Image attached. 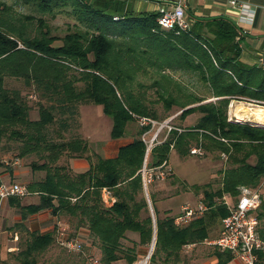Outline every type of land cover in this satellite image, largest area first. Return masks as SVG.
I'll return each mask as SVG.
<instances>
[{"label": "trees", "instance_id": "trees-1", "mask_svg": "<svg viewBox=\"0 0 264 264\" xmlns=\"http://www.w3.org/2000/svg\"><path fill=\"white\" fill-rule=\"evenodd\" d=\"M15 1L43 14L64 12L75 23L62 36L53 35L42 18L16 15L0 1V167L6 166L1 157L4 138L19 142L20 158L37 155L28 167L33 173H43L26 184L30 195L37 194L36 203L23 204V197L18 196L7 198L21 218L10 227L19 234L21 244L8 256L18 264H39L56 243L58 227L39 233L29 230L25 221L48 210L70 219L75 232L88 231L91 245L99 250L98 264H133L153 235L149 264H182L184 247L205 244V239L219 235L221 220L228 214L222 197L235 199L240 186L255 185L264 175V126L228 119L231 100L243 97L264 103V66L239 60L238 28L222 16L196 18L187 30L178 31L161 28L156 11H132L127 0ZM24 20L36 21L37 30L29 31ZM177 71L194 74L214 100L203 102L197 95L182 94L181 86L171 78ZM7 78L22 80L37 94L38 119L29 117L33 106L27 93L7 87ZM145 78L152 83H144ZM152 89L155 99L148 96ZM88 103L100 106L111 118V140L131 138L113 157L96 155L92 161L83 157L89 150L84 138L63 136L77 121L78 106ZM157 103L165 111L179 108L175 118L181 123L172 125L166 137L153 144L147 167L168 164L172 150L180 157L191 156L193 147L215 157L226 156L218 188L210 183L182 185L207 206L184 226L175 225L174 216L167 212L161 216L155 194L149 193L152 218L144 194L141 169L146 143L142 135L151 125H139L138 118L157 121L153 107ZM196 112L194 124L182 123ZM132 123H137L134 132L128 128ZM57 124L54 140L50 127ZM64 155L85 158L88 167L72 172L59 163ZM103 188L115 198L109 206L101 199ZM257 218L259 236L264 239V203ZM215 229L218 234L212 236ZM208 246L215 264H228L234 258L230 251ZM256 264H264L262 252Z\"/></svg>", "mask_w": 264, "mask_h": 264}, {"label": "rangeland", "instance_id": "rangeland-1", "mask_svg": "<svg viewBox=\"0 0 264 264\" xmlns=\"http://www.w3.org/2000/svg\"><path fill=\"white\" fill-rule=\"evenodd\" d=\"M0 1L10 5L16 15H32L35 19L42 18L50 28L53 35L62 36L68 31V26H72V24L75 23V19L64 12H60L55 16H52L48 13L43 14L35 7L16 2L15 0ZM129 5L130 3L127 1V6ZM24 22H26L28 30L33 31L32 33L37 30L38 23L36 21L28 23V21L24 20ZM57 43L58 42H56V44ZM171 78L172 81L177 82L181 86L182 94L197 95L198 97L205 99L204 101L213 99L212 97H209L210 94L208 88L202 84L194 74L184 71H177L172 74ZM143 81L146 84L152 83V79L149 78H145ZM6 86L9 88L19 89L23 93H27L28 101L33 106V109L29 113V117L32 120L38 119V112L34 104L35 100H37V94L33 91V89H31V87H26L22 80L14 78H7ZM31 95L34 96L32 97ZM148 96L151 99H155L156 92L152 89L148 92ZM194 105L197 104H193V106ZM241 106H244L246 109L248 107H255L248 105V103H246L244 100H231L228 105V117H231L232 114L236 116V109L240 108ZM153 107L155 108L159 119L156 121V124L150 129V131L144 135V139L146 140L147 144H149V141L156 134V139L160 142L166 137V124L172 126L179 125L181 123L180 120L175 118L181 112L179 108L173 107L170 111H165L161 103L154 104ZM256 107L264 108V105H259ZM248 111L250 112V110ZM198 116L199 114L197 112L193 113L182 123L185 125H192L196 122ZM232 119L235 120L234 117H232ZM246 119L247 117L239 120L245 121ZM74 124H78V129H75L77 127H75ZM111 124V118L105 115L103 112H100L98 105L93 103L81 104L78 106L77 121L71 124V129L63 134V136L64 138H71L75 136L84 138L88 142L89 150L83 155V157L87 156L92 161H95L96 155L104 156V153L102 152L104 149H106L108 154H112L115 150V146H113V142H111L112 140L110 138ZM136 125L137 123L128 125V128H130L131 132H134ZM57 126L58 124L50 127L49 134L54 140L57 139V136L53 133V130H55ZM18 143L19 142L17 141H7L4 138L1 141V146H6L1 151L2 160L6 165L4 167H20L22 169L24 168L30 170L28 164L32 160L38 159V156L31 154L25 156L24 158H20L18 156ZM150 150L151 149H149L147 153L145 152L144 159H147V163L150 162L151 159ZM71 159L85 158H71L67 155H64L60 158L59 163L67 165L72 172L80 171L77 167L71 165ZM15 160L18 161V164L16 165L13 164ZM226 166V158H222L221 155L215 157L212 154L204 153L202 156L191 155L187 157H180L175 151L172 150L168 157V168H170L169 174L164 179H156L146 185L147 197L150 201L149 193L155 194L156 205L161 216H164L166 212L168 215L175 216L180 212L181 205L184 203H191L194 205L199 199V196L193 194V192L184 190L182 185L190 186L193 184L202 185L205 183H210V187L216 189L221 184L222 172ZM33 175L35 177H40L43 175V173L34 172ZM20 180H23V178ZM31 196L32 195L23 197V200L32 201ZM229 201L232 202V199H229ZM4 209L6 210L4 211ZM17 213V210L13 209L8 214L6 206L5 208H0V234L4 235L5 239H9L10 236L8 233L4 232L7 230V221L3 219H8L11 223L13 217L17 215ZM58 218V225L66 226L67 236L70 238L79 239L82 243V249L80 251L69 250L61 245L59 243V239H57L56 243L43 255L39 264H91L88 257L98 258L99 250L97 247L91 245L90 239L88 237V231L86 229H79L75 232L70 219L64 216ZM217 234V229L211 233L212 236H216ZM1 235L0 242H2ZM210 239L212 238L205 239L204 242ZM20 240L21 239H18L17 247H19V244H21ZM149 248L150 245L140 248L138 258L133 264H137L140 260H143L148 255ZM9 253L10 252H7L6 248L1 249L0 247V264H2L1 261H4L3 264H18L14 261V259L8 256ZM182 256L184 259L182 264H214V261L212 260L213 256L210 253V246L207 244L201 243L196 246H186L182 251ZM119 264H124V262H119ZM146 264H149V259L147 260Z\"/></svg>", "mask_w": 264, "mask_h": 264}, {"label": "built area", "instance_id": "built-area-1", "mask_svg": "<svg viewBox=\"0 0 264 264\" xmlns=\"http://www.w3.org/2000/svg\"><path fill=\"white\" fill-rule=\"evenodd\" d=\"M193 0H166L163 5H159L156 12L158 16L156 18L159 26L166 30H178L185 31L189 28L190 22L187 19V9L189 4ZM228 4L234 7L238 12L237 24L246 26L252 25L256 15V9L236 0H228ZM244 30L238 28L239 35H242ZM260 65L264 66L262 60L259 61ZM246 103L252 106L264 105L263 102L252 100L249 98H240ZM239 120L233 114L228 117L229 120ZM241 121V120H239ZM257 120L246 119L245 122H249L253 125H263ZM139 125L150 124L151 128L156 124V121L141 117L138 118ZM167 132L171 130L172 126L165 125ZM162 127V126H161ZM150 128V129H151ZM150 131V130H149ZM148 132V131H147ZM145 132L142 135V139L147 145V152L153 144L158 143L156 136L147 144L144 139ZM192 155L202 156L204 151L200 147H193L190 150ZM222 158H226L225 154H221ZM7 164V163H6ZM13 164H18L15 160ZM170 172L168 164L164 161L161 165L156 167H147V159H144V163L141 169L143 186L146 187L148 183L153 182L156 179H164ZM30 192L25 184L16 181L5 182L0 178V203L10 196L27 197ZM101 199L105 205H111L113 203V197L109 190L103 188L101 190ZM229 195H224L221 199V203L226 205L228 214L221 220V230L217 237L210 240H206L204 243L211 246H216L220 250L230 251L234 257H236L242 264H256L258 260V252L264 254V239L259 236L258 232V218L257 212L260 206L264 203V175L259 179L255 185L240 186L238 188V194L232 202ZM207 210V206L197 201L196 204L184 203L180 207V212L174 216L173 222L177 226L187 225L193 218L202 215ZM67 227L58 225L57 239L59 243L69 250L80 251L82 249V243L79 239L69 238L66 234ZM190 246V245H187ZM149 259V255L145 257V262ZM141 260L138 262L140 263ZM91 264H98L97 258L90 259Z\"/></svg>", "mask_w": 264, "mask_h": 264}, {"label": "crops", "instance_id": "crops-1", "mask_svg": "<svg viewBox=\"0 0 264 264\" xmlns=\"http://www.w3.org/2000/svg\"><path fill=\"white\" fill-rule=\"evenodd\" d=\"M130 5L128 6L132 11H156L159 5H163L166 0H127ZM241 3H245L256 9L255 19L252 25L242 26L237 24L238 12L234 7L228 4V0H193L187 9V19L191 23L196 18L204 17H218L222 16L231 20L237 28H242L244 33L239 35V46L241 52L239 55V60L247 65H260L259 61L262 60L264 63V0H236ZM100 112H102L99 106ZM131 141L130 137L112 140L115 150L112 154H108L106 149L102 152L103 157H113L118 147L127 144ZM71 165L77 167L80 171H84L88 167V162L86 159H71ZM30 175V176H29ZM30 177V178H29ZM42 177V176H40ZM40 177H35L33 172L28 169H22L20 167L6 168L4 166L0 167V178L5 182L16 181L28 184L33 179ZM23 178V180H20ZM32 201L22 200L23 204L36 203L38 201L37 194H31ZM113 197V196H112ZM113 200L115 198L113 197ZM114 202V201H113ZM7 207V213L9 214L11 210L15 209L10 207L7 203V199L0 203V208ZM6 209H4L5 211ZM9 210V211H8ZM20 215L17 213L13 217L12 222L7 221V230L10 236L9 239H5L4 235H1L2 242H0L1 249L7 250V252H14L18 249L17 243L19 239V234L10 230V227L15 223L20 221ZM58 216L52 215L48 210L41 211L39 213L30 215L25 221L26 226L31 231H36L39 233L52 232L57 229ZM4 258V257H3ZM214 264L216 262L215 257H212ZM228 264H242L236 257H234Z\"/></svg>", "mask_w": 264, "mask_h": 264}, {"label": "bare ground", "instance_id": "bare-ground-1", "mask_svg": "<svg viewBox=\"0 0 264 264\" xmlns=\"http://www.w3.org/2000/svg\"><path fill=\"white\" fill-rule=\"evenodd\" d=\"M254 109H256V110H254ZM248 110H250V112ZM236 117L238 119H244L247 117V119H250L253 121L258 120L261 123H264V108L248 107L246 109L244 106H241L240 108L236 109ZM137 264H146L145 258L143 260H141L140 263H137Z\"/></svg>", "mask_w": 264, "mask_h": 264}, {"label": "water", "instance_id": "water-1", "mask_svg": "<svg viewBox=\"0 0 264 264\" xmlns=\"http://www.w3.org/2000/svg\"><path fill=\"white\" fill-rule=\"evenodd\" d=\"M211 100H214V99H210V100H207V101H204V102H208V101H211ZM242 120V119H241ZM146 153H147V150H146ZM144 191H145V194H146V187L144 186ZM146 196V199H147V202H148V205H149V208H150V212H151V215H152V218H154V214H153V210H152V207H151V204H150V201L147 197V194L145 195ZM154 242H155V235H153V239L150 243V248H149V252H148V255L150 257L151 253H152V250H153V246H154Z\"/></svg>", "mask_w": 264, "mask_h": 264}]
</instances>
